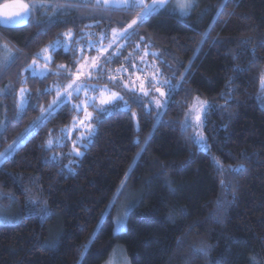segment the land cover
<instances>
[{"label": "trees", "instance_id": "obj_1", "mask_svg": "<svg viewBox=\"0 0 264 264\" xmlns=\"http://www.w3.org/2000/svg\"><path fill=\"white\" fill-rule=\"evenodd\" d=\"M44 2L47 9L24 23L0 22V45L7 43L15 57L2 60L0 47V90L13 89L0 94V152L23 137L0 162V205L17 210L15 221L0 223V264H101L118 244L136 264L151 240L153 264H264V0H195L187 15L168 4L129 29L137 35L121 39L104 68H132L147 53L177 87L156 109L97 69L92 80L121 91L130 106L98 112L79 157L65 131L80 113L71 101L29 131L52 102L53 90L42 93L56 79H70L55 74L58 65L77 71L82 57L75 43L85 29H124L140 10ZM56 4L69 6L54 15ZM68 31L71 50H52L48 73L25 70ZM22 87L32 98L20 109ZM196 97L212 105L203 117L208 148L185 125ZM186 187L193 190L191 203ZM123 201L130 207L127 230L115 233ZM57 238L59 245L49 248ZM201 245L210 246L207 255L193 250Z\"/></svg>", "mask_w": 264, "mask_h": 264}, {"label": "snow or ice", "instance_id": "obj_2", "mask_svg": "<svg viewBox=\"0 0 264 264\" xmlns=\"http://www.w3.org/2000/svg\"><path fill=\"white\" fill-rule=\"evenodd\" d=\"M171 0H151V3H147L146 0H83L82 5L79 3L71 4L72 7H92L94 9H103L105 12L111 10V9H139V13L136 16L135 19L129 23L126 28H124L122 31H118L117 29H112V39L111 42L107 45V47H103V41L107 37L104 34L100 35V38L98 41H89L88 46L91 48H94L97 52H99L101 55H103L104 52L107 51L108 48L112 47V43H114L117 39H123L125 41H131V38L134 35H137L135 30L129 31V29H133V25H136L138 22L140 24H143V22L154 12L158 11L160 8L166 7ZM195 3V0H175V7L180 10L181 13H188L192 10L193 5ZM65 6L64 4H56L53 5L54 15L62 14V13H56L55 9L57 8H63ZM48 4L44 2V0H17L15 3H2L0 4V22L6 23V24H17V23H24L29 17H31L34 12L38 9L44 8L47 9ZM222 9H220L217 13V15L220 14ZM214 27V26H213ZM85 35H88V33H85ZM62 37L67 39L58 38L55 43L50 44L40 50V52L37 54L38 56L42 57L45 60V68L47 67V64L51 62L52 57L50 55H47L49 52V49H52L53 51H57L59 49H64L65 51L71 50L69 48L68 42L72 40L73 34L71 31L62 33ZM248 41H242L241 43H247ZM78 44V41H76ZM0 47H3L4 49L8 50L9 53V59L13 60L15 57L12 56V50L10 49L9 45L7 43H3L0 45ZM254 51V49H253ZM113 55H116L114 53ZM113 55H109L105 57L104 64L110 63L113 59ZM131 55V54H130ZM147 55V53H145ZM153 56L158 55L157 53L153 52ZM86 61V64H79V61H76L77 64H79V67L77 68V71L75 73H70L69 69L65 65H58L57 66V72L56 75H59L61 71H63L66 76H68L71 79V82L67 83L63 86L64 91L61 92V86L59 84L53 85L52 88H46L44 90V93L42 95H46L49 92L53 90V88L56 90V99H54L48 107L42 108V116L43 120L41 118H37V121L33 122V128H30L29 131L33 130L34 128L38 127L39 125L43 124L45 120H47L48 117L52 116L56 111H58L65 103H67L70 98L73 96V94H76L77 97H79V94L81 92H84L87 96V92L90 91H99V108L98 110L102 113H105L108 111V109L104 108V105H110L114 100H120L123 101V97L115 91H111L108 88L99 89L96 86H90L86 82L81 81V76H87L91 78L92 71L99 69L100 71H106L103 64L98 63L100 60V56L93 57L91 61H87L86 58H84ZM162 62L166 63V61H163V58L161 57ZM142 63H146L142 60ZM36 64V61L33 60L32 65L29 66V68H33V66ZM87 65V67H86ZM134 66V65H133ZM152 67L155 69V72L152 73V79L149 81L151 85V89L154 92H158L160 97H166L170 96L171 91H174L177 87L176 84H173L171 80L166 79L161 74L159 79L157 78L156 73H159V68H157L155 65H152ZM92 69V71L88 69ZM83 69V71H82ZM26 71L28 69H25ZM34 71V68H33ZM121 71L127 72V69H116L117 73H120ZM187 71V70H186ZM109 79L111 81H120L122 83V86L125 89H129V83L127 80H123L122 77L119 76H109ZM139 79V77H137ZM184 77L181 76V80H183ZM160 84L162 86H166L170 89V92L166 94L161 87H157L156 85ZM130 91L135 94V91L137 90L136 81H132V87L129 89ZM13 89L11 86H9L5 90H0V94L5 95H11ZM138 91L143 93L144 97L149 96V90H145L143 83L139 85ZM19 100H18V107L20 109H23L27 102L32 98L31 93L28 92L26 88H20L19 90ZM96 97H90L87 102H83L81 104H73V110L74 111H84V118L80 119L77 126L83 127L85 129V132H82L79 136V140L82 142L85 138V135L92 136L95 132V127L91 123L93 120V116L91 113L86 111V105L88 103L95 106ZM137 103H140L142 107L145 106L143 102V97H137L136 101ZM125 104H127V101H124ZM148 103H154L156 108L159 109L161 107H165L167 104V99L161 100L157 98L155 95L151 96ZM118 106V105H117ZM212 105H209L207 101L201 100L199 97L195 98V103L190 107L189 114L186 115L185 118V125L187 127H192L193 125L190 122L189 117L195 113V120L200 121L201 120V114L206 113V110L211 108ZM152 109H148V112L150 113ZM47 113V116H44L43 114ZM133 116H135V113H133ZM86 121L88 123H86ZM11 122H9L10 124ZM4 131H7L8 125H3ZM63 131V130H62ZM195 141L200 144L203 148H208L207 140L203 137V135L200 132H197L195 135ZM23 137L18 138V140L13 141L12 145H9L8 149L5 152H0V162L8 159L15 151V145L22 143ZM139 143V141H137ZM47 147H52V141H47ZM73 149L76 153V155L82 156L83 153L79 151V147H77V142L73 141ZM243 165H240L239 168H242ZM236 169L235 171L239 170ZM71 170V169H70ZM126 184L122 182L121 188L125 187ZM122 194V193H118ZM51 215L50 211L45 209L42 213V218H47ZM2 222H7L6 220ZM126 224H127V218H117L116 225L117 229L120 231H126ZM60 243V239L57 238L54 241L49 242L48 247L51 249H55ZM209 247L207 245H201L198 247H194V251L197 253H202L207 255L209 251ZM85 251L88 248V245L84 246Z\"/></svg>", "mask_w": 264, "mask_h": 264}, {"label": "rangeland", "instance_id": "obj_3", "mask_svg": "<svg viewBox=\"0 0 264 264\" xmlns=\"http://www.w3.org/2000/svg\"><path fill=\"white\" fill-rule=\"evenodd\" d=\"M47 1H49V0H47ZM15 2H17V0H0V4H2V3H15ZM146 2H147V0H146ZM149 3H151V1ZM169 5L170 6L172 5L171 7L176 8L175 7V0H171ZM176 9L180 12V10L178 8H176ZM182 14H186L187 15V13H182ZM1 23H3V22H1ZM4 24H6V23H4ZM117 30L118 31H122L123 29H117ZM85 33H88V35H85ZM101 34H104L107 37L103 41V47H107V45L111 42V39H112V30L107 33L105 31L96 32L95 29L87 28V29H85L82 32V34L79 35V37H77V39L80 40V41H78V44L75 43V46L78 45L79 49H80V54H81V57H82V61L80 62V64H86V61H85L84 58H86L87 61H91L93 57H97V56H100V60H99L98 63L101 64L102 62H104L105 57H107L109 55H113L114 53L120 51L121 41H122L121 39H117L114 43H112V47L108 48L107 51L103 53V55H101L99 52H97L94 48L89 47L88 46L89 41H98ZM63 39H67V38L63 37ZM53 43H55V42H50L47 45H45L44 47H46V46H48L50 44H53ZM68 44H69V46H71L72 40L69 41ZM47 55H50L51 57L53 56L52 49H49V52L47 53ZM8 57H9L8 50L3 48L2 60L3 59L4 60L7 59ZM34 60L36 61V64L33 66L34 71H33V68H29L28 67V70L31 73L43 75V74L48 73L51 70L50 63H48L47 67L45 68V63L46 62H45V60L42 57L37 56V57H35ZM142 60L144 62H146V63H142ZM30 65H32V63ZM152 65H154V62L148 60L146 55H144L143 52H142V56L140 57L139 63L137 65H134L132 68H127V67H125L123 65H122L123 67L122 66H108L107 69H106L105 76L107 78H109V76L122 77L123 80H127L128 81L129 88H130V86L132 87V81L135 80L136 81V85H137V90L136 91L139 94H141L142 96H143V93L139 92L138 88H139V85L141 83H143V86H144L145 90H149V96L145 97V98H148V100H149L151 96L155 95L157 98L161 99L162 101L167 99V102H168L169 100H168L167 96L166 97H160L158 92H154V91L150 90L151 89V85H150L149 81L152 79V73L155 72V69L152 67ZM86 67H87V65H86ZM156 67L159 68L158 66H156ZM125 68L127 69V72H124V71H121L120 73L116 72V69H125ZM88 70L92 71V69H90V68ZM82 71H83V69H82ZM95 71L96 70L92 71L91 78L87 77L86 75L85 76H81V81L86 82L90 86H96L99 89L108 88L111 91L118 92L123 97V94H122L121 91H118L117 89L109 88L106 84H100L98 82L93 81L92 78L95 77V74H94ZM73 73H75V72H73ZM161 74H162V70H161V68H159V73H156L158 79H159ZM137 77H139V79H137ZM163 77L166 78L164 75H163ZM166 79H168V78H166ZM69 82H71V79L62 80L61 81L58 78V79H56L55 82H53L50 85L49 88H52L53 85L59 84L61 86L60 90L63 93V91H64L63 86L66 85ZM263 84H264V79H263ZM156 86L157 87H161L162 90L166 94H168V87L162 86L160 84H157ZM22 88H25V87H22ZM53 91H54V95H53L52 101L54 99H56V90L54 88H53ZM19 95H20V93H19ZM99 96H100V92L99 91L93 92V91L89 90L87 92V96L85 95L84 92H81L79 94V97H77L76 94H73V96L70 98L69 101H71L73 104H81L82 101L83 102H87L90 97H96L97 99L95 101V106H93L90 103H88L86 105V111L91 113L92 116H93V120L91 121V123L93 125H95L94 119L97 116L98 112H100L98 110V108H99V99H98ZM201 100H203V99H201ZM124 101H127V104H125ZM118 103L119 104L121 103L125 107L130 106V103H129L128 99L123 97V101L114 100L112 102V104L104 105L103 107L108 109V111H110L116 105H118ZM194 103H195V100H194L193 104ZM151 104L156 108L154 103H151ZM79 112L80 113L78 115H76L75 121L72 123V125H70L68 128H66L65 131H66V134H67L68 138H70V140L72 141V143H73V141H76L77 142V147H79V149H81L80 145L81 144H85V142H86L85 140L89 136L85 135V138L83 139L82 142L79 140L80 134L82 132H85V129L83 127L77 126L79 120L83 119L84 118V114H85L83 110L79 111ZM188 114H189V112H188ZM43 115H45V113ZM203 117H204V113L201 114V120L198 122V121L195 120V113H193L189 117V119H190V122H191V124L193 125V127L195 129V133L200 132L203 135V137L206 139V136H205V133H204V128H203ZM86 123H88V122L86 121ZM12 144L13 143H10L9 145H12ZM9 145L6 147V149L3 152H5L8 149ZM199 146L201 148H203L200 144H199ZM72 147H73V145H72ZM15 148H16V145H15ZM184 195H185V201L187 203L193 202V190H192V188L186 187L184 189ZM129 208H130L129 207V203L127 201H123L118 206L117 210L115 211V226H114V232L115 233L121 232L120 230L117 229V225H116L117 218H124V217L127 218L128 217ZM16 219H17V210H16V208L13 205L10 208H4L2 205H0V223H11V222L15 221ZM4 220H6L7 222H2ZM126 227H127V224H126ZM153 245H154L153 241L152 240L149 241V243L146 245L145 249L143 250V252H142V254L140 256V259L138 260V262L136 264H153L154 263ZM101 264H132V263H131V261H130V259L128 257V254H127V251H126L125 247L122 244H118L112 250V252L108 256V258L105 261H103Z\"/></svg>", "mask_w": 264, "mask_h": 264}, {"label": "water", "instance_id": "obj_4", "mask_svg": "<svg viewBox=\"0 0 264 264\" xmlns=\"http://www.w3.org/2000/svg\"><path fill=\"white\" fill-rule=\"evenodd\" d=\"M10 24V23H9ZM17 24H20V23H17ZM14 25V24H13Z\"/></svg>", "mask_w": 264, "mask_h": 264}]
</instances>
